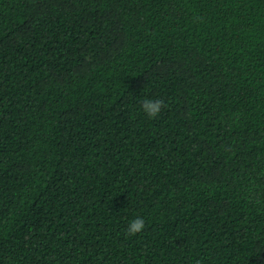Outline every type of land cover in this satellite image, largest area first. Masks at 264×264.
Masks as SVG:
<instances>
[{
	"label": "trees",
	"instance_id": "obj_1",
	"mask_svg": "<svg viewBox=\"0 0 264 264\" xmlns=\"http://www.w3.org/2000/svg\"><path fill=\"white\" fill-rule=\"evenodd\" d=\"M0 264H264V0H0Z\"/></svg>",
	"mask_w": 264,
	"mask_h": 264
},
{
	"label": "clouds",
	"instance_id": "obj_2",
	"mask_svg": "<svg viewBox=\"0 0 264 264\" xmlns=\"http://www.w3.org/2000/svg\"><path fill=\"white\" fill-rule=\"evenodd\" d=\"M141 109L149 118H155L161 112V109L165 106L164 101L160 99H144L141 103ZM145 227L143 217L137 216L135 219L129 222L127 228L128 235H135L142 231Z\"/></svg>",
	"mask_w": 264,
	"mask_h": 264
}]
</instances>
